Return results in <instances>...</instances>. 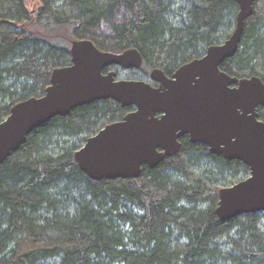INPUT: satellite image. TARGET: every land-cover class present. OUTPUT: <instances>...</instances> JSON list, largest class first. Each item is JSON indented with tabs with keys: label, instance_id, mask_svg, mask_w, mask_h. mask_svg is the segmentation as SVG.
<instances>
[{
	"label": "trees",
	"instance_id": "16d2710c",
	"mask_svg": "<svg viewBox=\"0 0 264 264\" xmlns=\"http://www.w3.org/2000/svg\"><path fill=\"white\" fill-rule=\"evenodd\" d=\"M0 0V122L42 96L72 41L135 50L167 76L231 35L234 0ZM220 70L264 83V0H255L236 53ZM112 100L36 128L0 165V264H264V212L220 221V187L249 175L240 161L181 140V149L134 179L94 181L75 161L86 139L127 113ZM264 122V106L257 109Z\"/></svg>",
	"mask_w": 264,
	"mask_h": 264
},
{
	"label": "water",
	"instance_id": "95a60500",
	"mask_svg": "<svg viewBox=\"0 0 264 264\" xmlns=\"http://www.w3.org/2000/svg\"><path fill=\"white\" fill-rule=\"evenodd\" d=\"M255 0H234L238 13L227 40L182 65L167 78L154 70L158 89L142 81L115 80L109 67L138 69L135 50L100 51L90 40L73 41L71 64L55 68L42 96L18 102L0 122V165L27 136L54 117L98 101L112 100L133 112L89 136L75 152L80 170L91 180L134 179L141 167L154 168L181 149L178 139L208 147L211 154L242 162L249 175L220 188L216 215L220 221L264 212V83L257 77L238 79L220 70L238 48L244 21Z\"/></svg>",
	"mask_w": 264,
	"mask_h": 264
},
{
	"label": "flooded vegetation",
	"instance_id": "af4514ba",
	"mask_svg": "<svg viewBox=\"0 0 264 264\" xmlns=\"http://www.w3.org/2000/svg\"><path fill=\"white\" fill-rule=\"evenodd\" d=\"M75 41H81V40H75ZM73 42V41H72ZM71 56V55H70ZM141 57V56H140ZM71 64V63H70ZM69 66V65H68ZM141 66H142V58H141V65H140V67L138 68V69H133V68H121V67H109V68H106V69H104L103 70V74H106V73H108V72H115V80H124V79H121V78H119L118 76H117V72L118 71H126V70H131V71H134V72H136V71H139L140 69H141ZM66 67V66H65ZM181 67V66H180ZM179 67V68H180ZM178 68V69H179ZM154 70H158V71H160V72H162L163 73V71H161L160 69H152V70H150L149 72H148V75L147 76H145V79H143V80H139V79H134V77L133 78H129L128 80H135V81H142V82H145L146 84H148V85H150L153 89H158L159 87H160V84L158 83V82H156V81H154L152 78H151V74H152V72L154 71ZM177 71V70H176ZM175 71V72H176ZM174 72V73H175ZM173 73V74H174ZM164 74V73H163ZM173 74H171L170 76H167V75H165L164 74V76L165 77H167V78H172V76H173ZM118 104V103H117ZM121 108H123V107H121ZM125 109V108H124ZM128 111H127V113L123 116V118L126 116V115H128L129 113H131V112H133L134 111V109L132 108V107H127L126 108ZM123 118L121 119V120H119V121H122L123 120ZM119 121H115V122H119ZM112 123H114V122H112ZM109 124H111V123H109ZM109 124H107V125H109ZM106 126V125H105ZM104 126V127H105ZM103 127V128H104ZM102 129V128H101ZM100 129V130H101ZM99 130V131H100ZM99 131H97V132H99ZM96 132V133H97ZM183 138H187L188 139V141L190 142V140H189V137L187 136V135H185V136H182V137H180L179 139H178V142L181 144V140L183 139ZM191 143V142H190ZM194 144V143H193ZM197 144H199V143H197ZM203 146H205V145H203ZM205 147H207V146H205ZM208 148V147H207ZM209 150V149H208ZM144 167V166H143ZM142 168V167H141Z\"/></svg>",
	"mask_w": 264,
	"mask_h": 264
},
{
	"label": "rangeland",
	"instance_id": "374dc122",
	"mask_svg": "<svg viewBox=\"0 0 264 264\" xmlns=\"http://www.w3.org/2000/svg\"><path fill=\"white\" fill-rule=\"evenodd\" d=\"M23 2H24L26 10L31 12V13H36L38 11V9H40V6H41L40 2L38 0H23ZM133 73H134V71H131V70H126V71H121V72L118 71L117 76L121 79L128 80L129 78L131 79V78L135 77V75ZM230 185H232V184H230ZM230 185H227V186H230ZM223 187H225V186H223ZM220 188H222V187H220Z\"/></svg>",
	"mask_w": 264,
	"mask_h": 264
}]
</instances>
